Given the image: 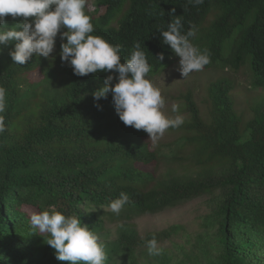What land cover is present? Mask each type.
Segmentation results:
<instances>
[{
    "label": "trees",
    "instance_id": "1",
    "mask_svg": "<svg viewBox=\"0 0 264 264\" xmlns=\"http://www.w3.org/2000/svg\"><path fill=\"white\" fill-rule=\"evenodd\" d=\"M211 9L216 15L205 24ZM174 15L181 17L185 32L190 24L198 28L192 42L210 53L203 69L238 71L249 62L251 87L264 88V0H203L199 5L95 0L93 35L121 45L122 61L141 42L151 65L148 75L156 74L175 55L160 31ZM21 19L8 16V26ZM61 43L58 34L49 58L33 54L25 65L13 62L14 44L0 52V87L6 90V109L0 113L5 128L0 133V264H69L56 258L47 234L30 226V214L50 206L80 216L98 236L107 221L118 223L117 237L102 240L106 264H264V98L244 121L231 97L235 82L228 77L209 84L208 117L201 115L190 89L181 93L190 150L162 156L145 131L119 119L111 93L94 98L112 73L75 75L60 58ZM162 161L166 168L159 175L156 166ZM121 192L130 199L119 215L101 208ZM203 195L211 210L191 248L182 247L179 258L162 248L152 260H139V247L153 237L158 243L169 239L181 226L141 236L131 220Z\"/></svg>",
    "mask_w": 264,
    "mask_h": 264
},
{
    "label": "clouds",
    "instance_id": "2",
    "mask_svg": "<svg viewBox=\"0 0 264 264\" xmlns=\"http://www.w3.org/2000/svg\"><path fill=\"white\" fill-rule=\"evenodd\" d=\"M188 3L199 5L203 0H188ZM91 11L88 0H0V52L14 44L9 54L13 62L20 65H25L33 54L49 58L59 34L62 41L60 58L72 67L75 75L86 76L100 71L112 73L93 93L94 98L99 101L111 93L119 119L126 126L148 133L149 141L158 142L166 130L184 124L185 117L179 114L180 105L173 103L171 106L175 116L166 114L161 89L148 76L151 65L141 42H135L129 57L122 61L121 45L93 35ZM8 16L22 19L9 27ZM160 31L163 43L170 45L180 58L178 70L183 78L203 70L210 63L209 51L192 42L198 33L196 25L190 24L185 32L181 17L174 15L167 30ZM157 58L162 62L163 53ZM5 96L6 90L0 87V113L6 109ZM4 130V117L0 115V133ZM129 199L127 193L121 192L107 208H101L119 215ZM29 222L36 230L34 232L47 234L46 242L55 250L59 261L106 264L105 243L81 221L80 216L66 215L50 206L31 213ZM146 245L149 256L161 254L162 248L155 237Z\"/></svg>",
    "mask_w": 264,
    "mask_h": 264
},
{
    "label": "rangeland",
    "instance_id": "3",
    "mask_svg": "<svg viewBox=\"0 0 264 264\" xmlns=\"http://www.w3.org/2000/svg\"><path fill=\"white\" fill-rule=\"evenodd\" d=\"M95 0H89L88 7L93 9ZM216 15L215 9H211L205 24L210 23ZM66 29H62L64 31ZM229 39L225 41L228 45ZM225 46V49H226ZM179 57L175 54L171 58L169 66L160 73L148 75L154 83L159 86L162 96L165 98V109L167 115L175 116L176 113L171 111L173 103L180 105L179 114L188 120L189 114L184 110V103L180 99V94L191 90L193 98L197 102L201 115L208 117L209 111V94L208 86L212 81L219 78L228 77L235 82V88L231 91V97L234 100L236 111L242 116L244 121L249 120L252 115V106L257 101L264 98V88L254 89L251 87L252 71L249 62L242 65L238 71L232 70L230 67L224 69L208 68L199 72H192L188 77L183 78L179 69ZM187 130L181 125L178 128H169L164 136L152 145L162 156H173L176 154L186 155L188 149L186 137ZM147 140L149 135L147 133ZM166 168V164L162 161L156 166V172L160 175ZM211 210L208 195L192 199L177 207L169 208L164 211L152 214H144L131 220L141 236H145L150 231L161 230L172 224H179L181 228L159 244L161 248H165L168 252L176 254V258L181 255L183 250H189L195 240L198 232L203 230V217ZM105 233L99 235L101 240L109 238L114 239L118 235V223L107 221L105 224ZM139 260L147 262L152 260V256L148 255L147 245L141 246L137 251ZM149 263V262H148Z\"/></svg>",
    "mask_w": 264,
    "mask_h": 264
}]
</instances>
